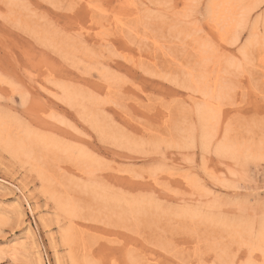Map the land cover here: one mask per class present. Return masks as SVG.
<instances>
[{
	"label": "rangeland",
	"instance_id": "1",
	"mask_svg": "<svg viewBox=\"0 0 264 264\" xmlns=\"http://www.w3.org/2000/svg\"><path fill=\"white\" fill-rule=\"evenodd\" d=\"M262 233L264 0H0V264H264Z\"/></svg>",
	"mask_w": 264,
	"mask_h": 264
},
{
	"label": "bare ground",
	"instance_id": "2",
	"mask_svg": "<svg viewBox=\"0 0 264 264\" xmlns=\"http://www.w3.org/2000/svg\"><path fill=\"white\" fill-rule=\"evenodd\" d=\"M262 234H263V233H262ZM239 235H242L241 232L238 233L237 236H239ZM237 236H236V238H238ZM239 237L241 238L242 236H239ZM243 238H244V236H243ZM248 238H250V237H248ZM246 239H247V237H246ZM251 239H252V238H250V240H251ZM257 239H258V242H259L260 246L262 247L261 251H263V253H264V234L261 235V236H260L259 238H257ZM257 239H255V241H256ZM247 240H249V239H247ZM255 241L253 240L252 243H250V244H254L253 242H255ZM244 242H245V241H244ZM246 242H247V241H246ZM248 242H250V241H248ZM248 242H247V245H248ZM258 242H257V243H258ZM257 243H256V244H257ZM250 244H249V245H250ZM249 245H248V246H249ZM251 246H252V245H251ZM253 247H254V246H253ZM255 248H257V247H255ZM258 248H259V247H258ZM259 249H260V248H259ZM259 249H258V250H259ZM253 250H254V248H253ZM261 251H260V252H261ZM113 261H114V260H113Z\"/></svg>",
	"mask_w": 264,
	"mask_h": 264
}]
</instances>
